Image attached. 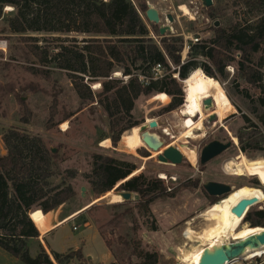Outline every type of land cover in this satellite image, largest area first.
I'll list each match as a JSON object with an SVG mask.
<instances>
[{
  "label": "rangeland",
  "instance_id": "rangeland-1",
  "mask_svg": "<svg viewBox=\"0 0 264 264\" xmlns=\"http://www.w3.org/2000/svg\"><path fill=\"white\" fill-rule=\"evenodd\" d=\"M129 1L136 10L139 5L144 6V13L138 12L154 43L161 39L158 32L163 26L171 28L165 36L183 39L182 61L186 59L189 50L185 48H189L194 39L203 42L212 38L211 28L215 22L219 23L218 28L229 26L233 22V11L239 12L241 19L249 18L243 16L241 6L232 5L231 0H212V8L221 16L213 22L206 18V10L210 7L204 9L199 2L192 0ZM147 4L158 11L159 24L154 25L146 20L144 14ZM11 11L12 7L3 8L4 14ZM167 15L172 16L173 23L166 20ZM152 25L156 26V34L150 29ZM2 26L0 23V30ZM28 36L41 37L34 34ZM162 73L161 70L159 75ZM214 74H217L216 71ZM235 74V66L230 64L224 68L223 76L216 75V81L223 87L231 104L234 103L235 106H232L235 113L221 122L215 117L206 119L203 122L204 136L198 140L179 143L172 138L177 137L183 129L177 115L179 108L162 113L169 104L167 96L164 102L158 100V94L139 97L135 101L129 123H137L139 126L146 124L147 120L158 121V127L148 131L160 137L164 144L160 152L167 147H174L184 154L180 152L183 155L182 163L173 166L159 163L152 152L138 146L137 141H131L129 129L114 146L109 139L107 115L96 100L80 101L65 72L40 67L23 40L17 36L0 34V157L6 155L2 141L4 132L18 130L41 139L45 147L55 155L52 184L59 185L62 179H66L75 193L66 204L50 212L53 224L90 205L43 239L47 249L57 253L65 252L66 255L81 249L82 260L71 259L64 261V264H86L85 257L91 258V264H134L136 258L133 251L136 247L143 251L157 252L160 256L159 264H187L182 255L206 248L209 242H196V239L193 241L184 237L186 229L199 234L207 225L210 226L201 215L211 203L220 200L209 197L202 188L203 184L222 183L232 189L249 186L261 189L264 193V183L260 179V175H264V153L254 150L250 145L240 147L237 139L238 132L248 125L245 119L259 127L260 118L264 117V108L257 101L258 98H264V69L261 70L262 84L259 89L242 79L233 82ZM114 76L126 80L120 73ZM89 85L93 91H98L93 88L94 84ZM185 102L186 99L183 104ZM64 123L69 129L62 132L60 128ZM165 128L169 136L165 135ZM102 135L107 136V139L101 140ZM212 141H231L232 148L202 166L199 163L200 152ZM94 155L132 163L139 169L135 174L142 172L148 179L161 181L166 193L174 195L155 199L146 212L138 207L140 201L137 194H131L128 201H122L116 196L121 191H111L101 196L93 194L85 176L91 172ZM68 172L74 174L73 179L67 178ZM250 209L262 210L264 203H258ZM243 226L249 227L246 223H242ZM151 227L156 230L150 231ZM28 247L30 256L34 258L38 251L37 240H29ZM0 264L22 263L0 249ZM233 264H264V254L245 257Z\"/></svg>",
  "mask_w": 264,
  "mask_h": 264
},
{
  "label": "trees",
  "instance_id": "trees-1",
  "mask_svg": "<svg viewBox=\"0 0 264 264\" xmlns=\"http://www.w3.org/2000/svg\"><path fill=\"white\" fill-rule=\"evenodd\" d=\"M231 1L232 5L241 6L243 16L249 18L241 19L239 12L233 11V22L225 28L212 27L211 39L190 44L184 61L183 39L165 36L154 43L138 12L144 13V6L139 5L136 10L129 0H0V34L23 40L40 67L65 72L80 101L96 100L107 115L109 139L116 146L124 132L138 125L129 122L139 97L164 94L169 104L162 113L172 112L183 105V81L195 69L217 80L216 75L223 76L224 68L233 64V82L242 79L261 88L264 0ZM6 6L13 9L9 14L3 13ZM219 16L212 7L206 10V18L212 22ZM150 29L157 33L156 26ZM156 65L161 66L163 73L154 77L152 69ZM115 73L126 80L117 79ZM89 84H99L98 91ZM257 101L264 108V98ZM245 120L248 125L237 134L239 146L250 145L264 153V117L260 118L259 127ZM105 139L107 136L102 135L101 140ZM2 141L6 155L0 157V249L22 264L82 260L81 249L67 255L52 251L48 254L40 243L36 256H30L28 241L39 238L30 213L38 210L44 217L66 204L75 193L66 179L59 185L52 184L55 155L41 139L9 130L2 134ZM137 170L132 163L94 155L91 172L85 179L97 196L111 191L137 194L138 207L146 212L155 199L174 195L166 193L161 181L148 179L142 172L135 174ZM67 174V178H74L73 173ZM243 222L250 228L264 227V209H249ZM133 256L134 264H159L160 260L157 252L138 247Z\"/></svg>",
  "mask_w": 264,
  "mask_h": 264
},
{
  "label": "bare ground",
  "instance_id": "bare-ground-1",
  "mask_svg": "<svg viewBox=\"0 0 264 264\" xmlns=\"http://www.w3.org/2000/svg\"><path fill=\"white\" fill-rule=\"evenodd\" d=\"M183 84L186 86V102L179 108L177 112L183 131H181L177 137H172L175 139V141L179 143H185L190 139H201L204 136L203 122L206 121V119L209 117H215L218 122H221L228 115L235 113V109L226 96L221 84L216 80L207 77L200 69H195L192 71L185 81H183ZM98 87L99 84L93 85L94 89H97ZM157 98L162 102L167 99L166 95L164 94H158ZM195 119L197 120L195 121ZM151 123H156V128L158 127V121L155 122L152 120H147L146 124L137 126L139 128H134L129 131L128 136L130 140L137 141L139 144L138 146L145 148L140 139V135L148 130L156 129L150 127ZM60 129L62 132H65L69 128L68 125L64 123L61 125ZM167 132L168 129L165 130V135L169 136L170 133ZM151 152L153 157H157L161 153L160 151ZM180 152L183 154L182 151ZM260 179L264 183V175H260ZM251 198H256L258 203H264V193L261 189L249 186L233 188L228 196L216 204L211 205L202 215L200 214L207 222L210 223V226L207 225L205 229H203L199 234L186 229L184 234L185 239H196V242L197 240L203 242L207 241L209 244L206 248L211 249V247L221 244L229 238L232 240H239L252 233L264 231V229L261 228L241 227L243 220L231 214V209L240 200ZM29 216L37 229L42 231L48 229L47 223L40 211H32ZM203 250L204 248L198 249L191 254L182 255L184 256V262L187 264H198ZM262 254H264V249L261 251H256L253 254H249L246 257L253 258Z\"/></svg>",
  "mask_w": 264,
  "mask_h": 264
},
{
  "label": "water",
  "instance_id": "water-1",
  "mask_svg": "<svg viewBox=\"0 0 264 264\" xmlns=\"http://www.w3.org/2000/svg\"><path fill=\"white\" fill-rule=\"evenodd\" d=\"M193 2H199L201 7L207 9L212 7V0H192ZM145 18L149 23L157 25L160 23V16L158 11L150 4H147V9L145 11ZM166 20L171 24L173 23V18L171 15L166 16ZM215 27L218 28L219 23H214ZM171 28L169 26H163L159 29L160 38L165 37L167 32H170ZM151 128H156V123H151ZM140 139L148 152L154 151L159 152L164 144L160 141V137L151 131H146L140 135ZM231 147V143H222L219 141H212L205 145L199 156L200 165H205L211 160L217 158L222 153L227 151ZM157 161L162 164H170L173 166L180 165L183 161V155L177 148L167 147L156 157ZM258 187V186H257ZM202 188L207 193L208 196L213 198H218L220 200L224 199L230 194L232 188L229 185L207 182L203 184ZM83 192V190H82ZM122 201H128L131 198L130 193L120 192L116 193ZM219 200V201H220ZM258 200L256 198L242 199L240 200L232 209L231 214L237 218L243 220L244 216L248 210L257 205ZM264 229V227H256ZM264 249V231L252 233L247 237L239 240H232L229 238L225 242L211 247V249L204 248L200 255L198 264H233L242 259L247 255L253 254L256 251H261Z\"/></svg>",
  "mask_w": 264,
  "mask_h": 264
},
{
  "label": "crops",
  "instance_id": "crops-1",
  "mask_svg": "<svg viewBox=\"0 0 264 264\" xmlns=\"http://www.w3.org/2000/svg\"><path fill=\"white\" fill-rule=\"evenodd\" d=\"M88 205V204H87ZM90 205H88V206H84V208L83 209H81L82 211L85 209V208H88ZM81 210H77V211H75V212H72V213H70V214H68V215H66V216H64V217H62L61 219L62 220H60V222H57L56 224H53L54 222H53V220H52V217H51V213H48V214H46V215H44V219H45V221H46V223H47V226H48V229H46V230H40V229H38V232H39V238H38V241H37V246H38V243H40L42 246H43V248H45V250H46V252L48 253L49 251H48V249H47V247L45 246V244H44V241H43V239L46 237V236H48L49 234H51V233H53L54 231H56L57 229H58V227L61 225V224H63L64 222H66V221H68V220H72V219H74L76 216H78L80 213V211ZM79 213V214H78ZM78 214V215H77ZM29 242V241H28ZM79 249V248H78ZM50 250V249H49ZM77 250V249H76ZM50 251H52V250H50ZM52 252H55V251H52ZM57 253V252H56ZM65 253V252H64ZM64 253H59V254H64ZM85 260L87 261V262H89V263H91L92 262V260H91V258H86L85 257Z\"/></svg>",
  "mask_w": 264,
  "mask_h": 264
},
{
  "label": "built area",
  "instance_id": "built-area-1",
  "mask_svg": "<svg viewBox=\"0 0 264 264\" xmlns=\"http://www.w3.org/2000/svg\"><path fill=\"white\" fill-rule=\"evenodd\" d=\"M12 10H13V9H12ZM197 42H198V39H194V40H193V44H196ZM188 49H189L188 47L185 48V50H188ZM161 70H162L161 66H160V65H156V66L152 69V75H153L154 77L160 76L159 74H160ZM74 230H76V229L74 228ZM86 264H91V263H88V262H87Z\"/></svg>",
  "mask_w": 264,
  "mask_h": 264
},
{
  "label": "flooded vegetation",
  "instance_id": "flooded-vegetation-1",
  "mask_svg": "<svg viewBox=\"0 0 264 264\" xmlns=\"http://www.w3.org/2000/svg\"><path fill=\"white\" fill-rule=\"evenodd\" d=\"M160 141H161V139H160ZM161 142H162V141H161ZM229 142L231 143V147H230V148H232V142H231V141H229ZM230 148H229V149H230ZM229 149H228V150H229ZM228 150H227V151H228ZM225 152H226V151H225ZM218 157H219V156H218Z\"/></svg>",
  "mask_w": 264,
  "mask_h": 264
}]
</instances>
